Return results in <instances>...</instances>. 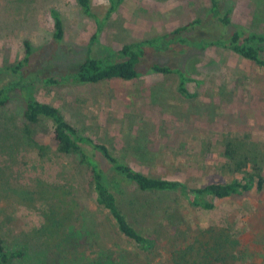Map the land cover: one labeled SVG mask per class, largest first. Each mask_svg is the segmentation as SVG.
I'll return each mask as SVG.
<instances>
[{
    "label": "rangeland",
    "instance_id": "obj_1",
    "mask_svg": "<svg viewBox=\"0 0 264 264\" xmlns=\"http://www.w3.org/2000/svg\"><path fill=\"white\" fill-rule=\"evenodd\" d=\"M109 1H91L95 20L85 15L77 0H0V80L8 79V69L23 62L26 41L33 53L30 64L18 74L57 76L87 57L98 59L125 44L153 39L204 20L209 9V0H125L110 13ZM258 1L227 0L235 8L231 27L264 32V14L256 12ZM52 10L60 12L64 24L65 36L60 42L54 38ZM222 30L207 22L196 25L186 36L200 41ZM157 55L152 57L154 61L184 70L189 78L187 88L196 94L195 98L187 99L177 91L179 79L175 75L147 72L129 82L38 84L33 95L59 107L83 133L101 139L116 154L121 148L148 143L156 153L154 161L136 168L149 175L187 178L190 184H201L205 163L208 166L223 161L221 149L228 134L248 136L264 160V69L217 47L184 54L162 50ZM23 109L21 100L15 99L0 110V237L7 250L24 252L12 264H105L95 261L89 251L68 256V249L48 248L30 237L43 225L48 208L45 201L36 200V183L42 180L61 185L72 178L78 180V186L82 179L74 158L54 153L41 159L23 143ZM51 126L45 122L36 130L44 142L52 145ZM127 158L130 161L132 154ZM208 173L216 171L210 169ZM81 195L83 208L79 222L71 225L72 240L89 235L92 220H107L97 211L87 190ZM181 214L192 223L193 227L186 226L194 232L187 242V237L178 238L184 225L169 217V227L164 228L166 232L154 252V264H173L172 251L193 243V252L179 249L176 253L181 264H264V188L223 200L211 211L184 210ZM195 227L201 231L199 241H194ZM202 245L210 250L203 258L198 253ZM124 246L131 247L125 240Z\"/></svg>",
    "mask_w": 264,
    "mask_h": 264
},
{
    "label": "trees",
    "instance_id": "obj_2",
    "mask_svg": "<svg viewBox=\"0 0 264 264\" xmlns=\"http://www.w3.org/2000/svg\"><path fill=\"white\" fill-rule=\"evenodd\" d=\"M91 1L77 0V3L86 16L98 20ZM124 1L110 0V13L115 12ZM208 4L204 20H195L153 39L125 44L120 50L108 51L98 59L87 57L84 62L57 76L25 75L24 72L23 75L18 74L30 64L33 53L30 43L25 42L23 62L8 69L11 74L8 79L0 80V110L7 108L15 99L21 100L24 105L20 128L23 143L41 159L50 158L54 153L74 158L82 179L78 186V180L72 178L67 184L61 185H52L42 180L36 183V200L45 201L48 208L43 214V225L30 233L31 238L39 240L48 248H66L70 251L68 256L83 255L89 251L88 255L94 257L95 261L105 264H154V252L166 232L164 228L169 227V217H175L180 225H184L183 231L178 232V238L184 240L187 237L184 240L187 242L189 234L194 231L190 228L193 227L192 223L187 222L181 211H211L223 200L262 191L264 160L248 136L226 135L221 149L223 161L208 166V162L205 163L206 166L202 167L204 174L200 177L201 184H190L187 178L172 180L139 170L140 166H150L154 161L156 153L148 143L144 147L121 148L116 154L101 139L83 133L66 118L59 107L33 95L34 86L38 84L98 85L113 80L129 82L140 79L147 72L159 76L175 75L179 79L177 91L187 99L195 98L196 94L187 88L189 78L185 76L184 70L152 59L161 54L162 50L184 54L193 49L217 47L229 50L264 69V32L248 30L242 26L231 27L235 8L227 0H209ZM256 5V12L264 14V0H259ZM51 19L54 38L60 42L65 36L60 12L52 10ZM207 22L210 26L224 28V31L216 34L218 37L211 36L200 41L186 36L193 27ZM45 122L52 125V145L44 142L37 134V127ZM130 153L132 159L129 161L127 155ZM160 162L159 159L157 165ZM210 169L218 175L208 173ZM204 179L206 182L202 184ZM83 190L89 192L97 211L104 214L107 220H101V223L97 219L92 220L93 229L90 234L81 240H72L71 225L76 226L79 222ZM172 196L175 200L170 201ZM195 231L197 235L194 241H199L201 231L196 227ZM124 240L131 247H125ZM193 244L181 249L187 253L193 252ZM203 247L205 245L198 249L202 258L210 251ZM179 249L176 247L172 251L173 264H181V258H176ZM23 256L22 250H7L0 237V264H12Z\"/></svg>",
    "mask_w": 264,
    "mask_h": 264
}]
</instances>
